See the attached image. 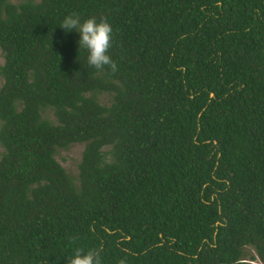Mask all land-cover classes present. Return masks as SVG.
I'll return each instance as SVG.
<instances>
[{
    "label": "trees",
    "instance_id": "obj_1",
    "mask_svg": "<svg viewBox=\"0 0 264 264\" xmlns=\"http://www.w3.org/2000/svg\"><path fill=\"white\" fill-rule=\"evenodd\" d=\"M0 53V264H264V0H0Z\"/></svg>",
    "mask_w": 264,
    "mask_h": 264
},
{
    "label": "clouds",
    "instance_id": "obj_2",
    "mask_svg": "<svg viewBox=\"0 0 264 264\" xmlns=\"http://www.w3.org/2000/svg\"><path fill=\"white\" fill-rule=\"evenodd\" d=\"M60 27L65 33L75 30L79 33V49L88 52L87 63L90 67L98 71H103L105 66L109 67L113 73L117 71V64L108 55L112 46L111 25L101 18L99 22L95 18H88L81 22L78 14L67 15L61 22ZM70 240L75 243L76 238ZM100 249H89L85 251L82 248H75L72 257L67 259V264H102ZM120 264H125L124 260Z\"/></svg>",
    "mask_w": 264,
    "mask_h": 264
},
{
    "label": "rangeland",
    "instance_id": "obj_3",
    "mask_svg": "<svg viewBox=\"0 0 264 264\" xmlns=\"http://www.w3.org/2000/svg\"><path fill=\"white\" fill-rule=\"evenodd\" d=\"M9 1L17 2L20 0H9ZM1 61H2V56L0 53V63ZM0 82H1V76H0ZM96 97L100 102L105 103L108 100V95L104 92L98 93ZM42 114L45 115L49 120H53V116L51 115L49 109H45L42 112ZM81 148H82V142H70L65 147H56L54 150L53 157L71 176L75 175L76 173V163L78 161ZM103 148H106V146H103ZM0 151H1V146H0ZM244 251L246 252V254L248 252H252L251 248L247 245L244 246Z\"/></svg>",
    "mask_w": 264,
    "mask_h": 264
}]
</instances>
